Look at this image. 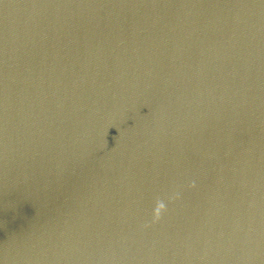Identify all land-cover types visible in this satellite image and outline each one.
<instances>
[{
	"label": "water",
	"instance_id": "water-1",
	"mask_svg": "<svg viewBox=\"0 0 264 264\" xmlns=\"http://www.w3.org/2000/svg\"><path fill=\"white\" fill-rule=\"evenodd\" d=\"M0 264H264V0H0Z\"/></svg>",
	"mask_w": 264,
	"mask_h": 264
}]
</instances>
